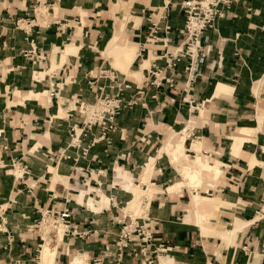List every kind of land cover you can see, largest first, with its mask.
Returning <instances> with one entry per match:
<instances>
[{"label": "crops", "instance_id": "crops-1", "mask_svg": "<svg viewBox=\"0 0 264 264\" xmlns=\"http://www.w3.org/2000/svg\"><path fill=\"white\" fill-rule=\"evenodd\" d=\"M181 1L53 0L45 26L33 19L34 0H0V264H39L35 224L50 207L72 210L67 233L54 244V264L76 256L80 264H114L103 249L123 215L155 223L152 244L168 248L155 264H264V0H235L205 31L208 53L189 88L185 60L172 88L154 87L146 71L164 65V38L166 50L179 42ZM149 18L160 27L153 44L146 42ZM32 19L26 32L15 27ZM69 46L74 51L62 57ZM30 47L45 60L23 58ZM115 49L132 61L126 65ZM111 60L144 94L116 117L110 145L93 146L94 160L74 171L53 155L67 141V124L78 120L70 111L93 100L89 76L111 68ZM195 158L212 167L196 183L182 175L185 167L198 169ZM12 165L25 166L27 176L14 177ZM177 183L183 187L169 191ZM131 188L144 195L129 211ZM97 194L107 202L97 203ZM119 264L138 260L125 256Z\"/></svg>", "mask_w": 264, "mask_h": 264}, {"label": "built area", "instance_id": "built-area-1", "mask_svg": "<svg viewBox=\"0 0 264 264\" xmlns=\"http://www.w3.org/2000/svg\"><path fill=\"white\" fill-rule=\"evenodd\" d=\"M53 0H34L32 7L33 19H40L43 25L48 26V17L51 12V2ZM235 0H182L178 7L183 14V26L178 31L180 35L179 42L171 49L166 50L170 43L169 39L164 38L162 44L164 52L158 56L164 61L161 67L152 66L146 71L150 85L160 87L162 84L172 88L174 80L177 77L175 67L178 62L185 60L186 64L182 69V77L186 88L200 76V70L205 63L208 53V43L204 35L205 31L213 29L215 21L222 18L229 10L230 5ZM33 19L31 21L15 22L17 29L26 32V28L35 26ZM160 16L158 20H164ZM149 28L146 35V42L153 44L159 39L156 37L157 30L160 29L158 23L148 19ZM161 29L166 33L168 26L163 25ZM22 57L30 59L31 64L39 63L45 60V56L30 47L23 51ZM88 89L93 93V100L90 103L80 102L70 112L76 113L78 120L71 121V113H67V141L65 145L58 148L54 153L56 161H71L75 166L74 171H83L85 168L77 167L76 164L83 161H93L94 157H89L90 149L103 144L108 147L111 143L112 135L119 132L116 126V117L124 110L131 109L143 96V88L133 85L127 75L107 67H97L87 82ZM53 91L49 95H53ZM11 169L13 176L22 178L27 176L25 166L14 167ZM14 173H17L14 174ZM92 170L88 171L91 175ZM97 173V171L95 172ZM72 210L63 208L43 209L40 212L39 220L35 224V229L39 232L40 242L45 226H61L63 233H67L70 227ZM1 222V219H0ZM1 224V223H0ZM120 228L115 239L111 244L105 245L103 256L112 258L114 264H119L125 256L135 258L138 264H155L160 255L167 252L168 248L161 243L152 244L154 222L147 217H136L134 215H123L120 220ZM1 227V225H0ZM41 232V230H43ZM1 230V228H0Z\"/></svg>", "mask_w": 264, "mask_h": 264}, {"label": "bare ground", "instance_id": "bare-ground-1", "mask_svg": "<svg viewBox=\"0 0 264 264\" xmlns=\"http://www.w3.org/2000/svg\"><path fill=\"white\" fill-rule=\"evenodd\" d=\"M124 61L126 62V63H130L131 61H132V57H126V58H124ZM174 145H173V149H174V151H179L180 149H181V144H179L178 143V141H175L174 143H173ZM195 146V145H194ZM198 146H200V145H198ZM199 151H200V149H199ZM198 152V151H197ZM199 154V153H198ZM197 160H199V161H202V160H200L199 158H197ZM201 165V164H200ZM217 173V172H216ZM200 173L198 172V170H190V169H187V168H184V170H183V177L184 178H186V179H188L190 182H194L195 181V183H196V180H198V179H200L201 178V176L199 175ZM59 177H57V175H54V181L55 180H57ZM60 179V178H59ZM198 182H200L199 180H198ZM189 183V182H188ZM192 184V183H191ZM183 185H182V183H177V184H175L174 186H172L171 188H170V190L169 191H173L174 189H179V188H181ZM81 194H83V193H81ZM99 194V193H98ZM97 194V195H98ZM132 194L134 195V198H138V197H141L143 194H144V192L143 191H141V190H138V189H136V188H134V190L132 189ZM196 195V194H195ZM99 196V200L98 201H96L97 203H100V204H104L105 203V201H106V198H105V196H103L102 194H100V195H98ZM196 202L197 201H202L203 199L201 198V197H198V195L197 196H195L194 198H193ZM135 200V199H134ZM132 203V202H131ZM131 205V204H130ZM88 206L91 208V209H93L94 208V203L93 202H90V201H88ZM63 230H64V228L63 227H61V226H59L58 228H57V230H56V232H54L55 234H54V237H52V238H46L44 241H45V243H44V245L42 246V250H41V254H40V262H41V264H54V261H55V256H56V252H55V245L54 244H56L55 242H57L58 240H61V238H62V233H63ZM233 231H235V230H233ZM81 258H82V256H81ZM81 258L80 257H75V258H73V259H71V263H69V264H80L81 263ZM161 260V259H160ZM162 261V260H161Z\"/></svg>", "mask_w": 264, "mask_h": 264}, {"label": "rangeland", "instance_id": "rangeland-1", "mask_svg": "<svg viewBox=\"0 0 264 264\" xmlns=\"http://www.w3.org/2000/svg\"><path fill=\"white\" fill-rule=\"evenodd\" d=\"M126 20V14L124 15V21ZM109 43V42H108ZM107 43V44H108ZM107 46V45H106ZM70 48V46L69 47H65V49L63 50V51H61L60 53H61V56L63 57V54L65 53V52H68L69 49ZM121 50V49H120ZM114 50V51H112L111 52V54H115V55H120V57L123 59V61H124V58H126V57H131L130 56V54L127 52V51H123V50ZM72 51H74L73 50V47L71 48V50L69 51V53L70 52H72ZM103 55L106 57V55L103 53ZM107 58V57H106ZM108 62H109V60H108ZM110 63H111V68H113L114 70H116V71H118L119 73H121V74H124V75H126V73L128 72V69H122V68H120L118 65H115L113 62H112V60L110 61ZM124 63L126 64V65H128V63H126L125 61H124ZM175 141H177V140H175ZM172 143H174V142H172ZM175 154L177 153L178 154V156L176 155V156H174V153H172V157H173V159L175 160V161H177L178 160V157H179V154H180V151H173ZM201 164V165H200ZM198 166V172L200 173L199 175L202 177V175H201V173H203L204 175H209V173H210V169H212V167L209 165V164H207L206 162H204V161H199V160H197V158H195L194 159V164H193V168H194V166ZM185 168H187V169H190V170H192L190 167H185ZM184 170V169H183ZM50 172H51V174H52V178H53V174L55 173V171L53 172V170L52 169H50ZM62 182H63V180H62ZM183 185V184H182ZM174 186V185H173ZM183 187V186H182ZM137 189V188H136ZM138 190H140V189H138ZM130 191H132V188L130 189ZM144 195V194H143ZM80 197H81V192H80ZM135 199V200H134ZM80 201V200H79ZM88 201H90V202H93V201H91V200H88ZM88 201H87V203H88ZM131 201V200H130ZM129 201V203H128V210L129 211H132V210H134L136 207H137V205L139 204V201H140V197H138V198H134V195H133V201H132V203ZM205 201H206V199H205ZM107 202V200L105 201V203ZM201 204H202V202H200ZM97 204V203H96ZM131 204V205H130ZM95 205V204H94ZM98 205V204H97ZM59 227V226H58ZM57 226H55V228H53L52 226H49V225H47V226H45V231H44V229L43 230H41V232L42 231H44V234H43V236L44 237H42V240H43V243L41 244V242H40V246H39V248H38V252H37V254H36V258H38V262H39V264H40V252H41V250H42V246L44 245V243H45V239L46 238H52L53 236H54V232H56V230H57V228H58ZM230 233H232V232H229V234ZM228 234V233H227ZM228 234V235H229ZM46 237V238H45ZM77 257V256H76ZM75 258V257H74ZM37 260V259H36Z\"/></svg>", "mask_w": 264, "mask_h": 264}]
</instances>
